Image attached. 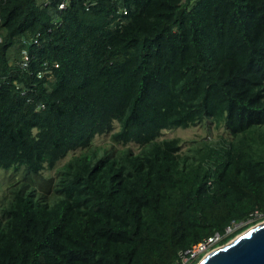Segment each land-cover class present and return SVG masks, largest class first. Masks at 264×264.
Masks as SVG:
<instances>
[{
  "label": "trees",
  "instance_id": "obj_1",
  "mask_svg": "<svg viewBox=\"0 0 264 264\" xmlns=\"http://www.w3.org/2000/svg\"><path fill=\"white\" fill-rule=\"evenodd\" d=\"M69 3L0 0V169L80 149L46 192L1 198L0 264H177L264 220V0ZM24 56L33 73L57 62L54 78ZM115 120L111 140L137 152L93 146ZM205 120L231 138L189 158L161 137Z\"/></svg>",
  "mask_w": 264,
  "mask_h": 264
},
{
  "label": "rangeland",
  "instance_id": "obj_2",
  "mask_svg": "<svg viewBox=\"0 0 264 264\" xmlns=\"http://www.w3.org/2000/svg\"><path fill=\"white\" fill-rule=\"evenodd\" d=\"M118 129L119 122L115 120L114 128L111 131L96 135L92 142L93 146L104 148L115 146L118 149L130 147L131 150L137 152L140 147L137 144H134V142H129L125 145L121 143H115L111 140V133ZM161 137H179L182 141L180 153L188 155L189 158H192V156L196 153V149L204 147L206 142H220L231 138L229 132L223 124L216 125V123L211 122L210 120H205L202 123L194 126H178L164 130ZM79 152L80 149L70 152L64 159H60L58 161L55 168L45 169L38 174L34 173L26 165H16L9 169H0V205L2 204L1 198L3 196L8 197L11 190L16 187H26L27 190H36L37 193L46 192L50 180H54L56 178V169L68 159H70L72 155L78 154ZM52 194H54L53 191H50L49 195ZM258 219V222L264 221L261 217ZM237 227H239V224H235L230 227L231 229L229 230V233L233 232ZM241 232L237 233L236 235L240 234ZM236 235L227 240L224 244L230 242Z\"/></svg>",
  "mask_w": 264,
  "mask_h": 264
},
{
  "label": "water",
  "instance_id": "obj_3",
  "mask_svg": "<svg viewBox=\"0 0 264 264\" xmlns=\"http://www.w3.org/2000/svg\"><path fill=\"white\" fill-rule=\"evenodd\" d=\"M197 264H264V221L203 256Z\"/></svg>",
  "mask_w": 264,
  "mask_h": 264
},
{
  "label": "built area",
  "instance_id": "obj_4",
  "mask_svg": "<svg viewBox=\"0 0 264 264\" xmlns=\"http://www.w3.org/2000/svg\"><path fill=\"white\" fill-rule=\"evenodd\" d=\"M58 2V8L60 10L66 9L67 6L70 4V0H56ZM124 13H126V9L123 10ZM40 35V33H38ZM38 35L34 38V42L38 43ZM2 40V36L0 34V41ZM19 66L21 69L26 70L29 72L30 76H35L37 78H43V77H49L52 79L54 78L53 75V68H56L59 66L57 62H54L52 65L49 64L48 61H44L42 63V66L35 72L33 73L32 70L29 69V60L27 56L23 57V60L19 61ZM17 88H20L17 86ZM28 92L27 88H21V94L25 95ZM45 107L44 103H40L37 107V109H42ZM231 226H228L226 228V233L229 234V230ZM224 235L215 232L202 240H199L196 243H193L191 246L181 250L179 252V261L177 264H197L198 260L208 254L210 251L213 249L217 248L218 246L221 245L222 239Z\"/></svg>",
  "mask_w": 264,
  "mask_h": 264
},
{
  "label": "clouds",
  "instance_id": "obj_5",
  "mask_svg": "<svg viewBox=\"0 0 264 264\" xmlns=\"http://www.w3.org/2000/svg\"><path fill=\"white\" fill-rule=\"evenodd\" d=\"M223 244H224V243H221V245H223ZM221 245H220V246H221ZM201 258H202V257H201ZM201 258H200V259H201ZM200 259H199V260H200ZM199 260H198V262H199ZM198 262H197V263H198Z\"/></svg>",
  "mask_w": 264,
  "mask_h": 264
}]
</instances>
